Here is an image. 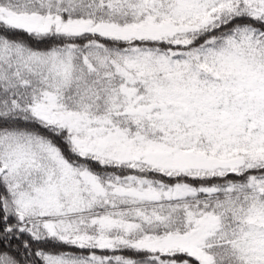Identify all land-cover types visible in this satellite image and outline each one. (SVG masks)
I'll use <instances>...</instances> for the list:
<instances>
[{
  "label": "snow or ice",
  "instance_id": "1",
  "mask_svg": "<svg viewBox=\"0 0 264 264\" xmlns=\"http://www.w3.org/2000/svg\"><path fill=\"white\" fill-rule=\"evenodd\" d=\"M0 264H264V0H0Z\"/></svg>",
  "mask_w": 264,
  "mask_h": 264
}]
</instances>
